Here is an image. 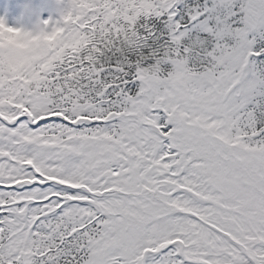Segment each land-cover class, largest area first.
<instances>
[{
    "label": "snow or ice",
    "instance_id": "snow-or-ice-1",
    "mask_svg": "<svg viewBox=\"0 0 264 264\" xmlns=\"http://www.w3.org/2000/svg\"><path fill=\"white\" fill-rule=\"evenodd\" d=\"M111 3L0 74V264H264V0Z\"/></svg>",
    "mask_w": 264,
    "mask_h": 264
},
{
    "label": "clouds",
    "instance_id": "clouds-1",
    "mask_svg": "<svg viewBox=\"0 0 264 264\" xmlns=\"http://www.w3.org/2000/svg\"><path fill=\"white\" fill-rule=\"evenodd\" d=\"M98 0H4L18 11L11 17L18 29L8 32L0 29V74L15 77L28 73L34 65L42 62L55 49L70 43L73 34L83 36L80 21L89 11L112 17L111 5H104V12L96 8ZM120 14L119 9L117 10ZM47 14L48 18H43ZM45 21H48L45 24Z\"/></svg>",
    "mask_w": 264,
    "mask_h": 264
},
{
    "label": "trees",
    "instance_id": "trees-1",
    "mask_svg": "<svg viewBox=\"0 0 264 264\" xmlns=\"http://www.w3.org/2000/svg\"><path fill=\"white\" fill-rule=\"evenodd\" d=\"M112 4V8H111V11H112V17L109 18L107 17L106 15H100V14H97L96 10H92V11H89L88 12V15L84 17V19L82 21H80V31L84 34L85 37H87L88 35L91 34V30L88 29L87 27H81L82 25H87L88 23H90L92 21V17L93 16H98L101 18V22H103L105 19H114L115 16L119 15V12L116 10V11H113L115 9V5L113 3ZM110 3H106V0H98L97 4H96V8L99 9L100 12H104V5H111ZM82 43V41H81Z\"/></svg>",
    "mask_w": 264,
    "mask_h": 264
},
{
    "label": "rangeland",
    "instance_id": "rangeland-1",
    "mask_svg": "<svg viewBox=\"0 0 264 264\" xmlns=\"http://www.w3.org/2000/svg\"><path fill=\"white\" fill-rule=\"evenodd\" d=\"M19 0H13V5L18 3ZM18 9L15 6H10L4 3V0H0V18H4L9 26H15L11 17L16 14ZM43 18H48L47 14Z\"/></svg>",
    "mask_w": 264,
    "mask_h": 264
}]
</instances>
